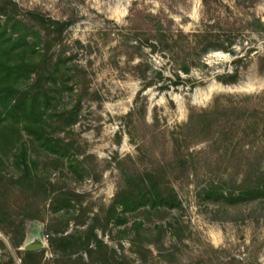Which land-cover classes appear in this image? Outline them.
Returning <instances> with one entry per match:
<instances>
[{
  "label": "rangeland",
  "instance_id": "rangeland-1",
  "mask_svg": "<svg viewBox=\"0 0 264 264\" xmlns=\"http://www.w3.org/2000/svg\"><path fill=\"white\" fill-rule=\"evenodd\" d=\"M13 1L68 23L58 48L72 90L56 110L75 106L77 119L56 136L85 172L42 161L45 197L3 174L0 264H56L62 247L50 242L60 235L46 227H59V192L77 195L85 212L62 221L66 234L85 239L125 180L146 172L175 190L182 209L163 219L178 225L160 237L158 215H139L152 234L137 237L134 217L125 228L104 224L102 245L92 241L90 256L77 240L72 264H264V203L229 206L203 193L264 166V0ZM30 251L39 259L25 258Z\"/></svg>",
  "mask_w": 264,
  "mask_h": 264
},
{
  "label": "trees",
  "instance_id": "trees-1",
  "mask_svg": "<svg viewBox=\"0 0 264 264\" xmlns=\"http://www.w3.org/2000/svg\"><path fill=\"white\" fill-rule=\"evenodd\" d=\"M67 26V22L47 18L36 10L22 11L12 0H0V181L4 180L3 174L7 171L11 176L9 180L24 189L32 188L31 191H35L33 196L47 195L46 192L43 194L45 181L39 171L42 161L66 163L67 169L79 178L80 173L85 172L80 167L82 161L73 153V145L56 136V133L75 125L77 119L75 106L56 110L65 91L72 90L68 87L71 75L66 66L69 57L58 48ZM187 71L184 68V72ZM244 173L249 177L240 180L220 178L206 186L203 193L214 203L229 206L254 201L264 203V166L257 164L255 170ZM59 194L54 198L52 212V220L58 221L56 225L59 227H46L47 232L60 235L59 238L54 236L50 242L51 247H57L55 244L62 247L53 252L59 255L56 264H72L70 257L78 252L73 248L78 247L76 241L79 239L80 251L91 256V242L102 245L96 232L102 230L100 227L104 224L125 228L134 217L136 236L140 237L141 231L147 237L152 234L142 229L147 219L137 218L155 214L159 220L154 229L161 237L165 233L164 226L173 228L178 225L176 219L171 223L164 221L163 217L170 211L182 209L181 200L170 184H163L156 174L146 172L143 176L125 180V186L115 194L105 215L91 219L93 225L87 226L84 239L66 234L68 227L62 221L67 217L68 221L76 209L85 212L81 205L76 207L77 195ZM4 215L7 214L0 208V221ZM80 225L83 226L84 222ZM23 240L24 233L15 247L19 248ZM25 258L39 259L35 251L25 252ZM34 261L40 264L39 260Z\"/></svg>",
  "mask_w": 264,
  "mask_h": 264
},
{
  "label": "water",
  "instance_id": "water-1",
  "mask_svg": "<svg viewBox=\"0 0 264 264\" xmlns=\"http://www.w3.org/2000/svg\"><path fill=\"white\" fill-rule=\"evenodd\" d=\"M39 247L42 246L41 244L38 245ZM26 250H30L31 248L27 247L25 248Z\"/></svg>",
  "mask_w": 264,
  "mask_h": 264
}]
</instances>
